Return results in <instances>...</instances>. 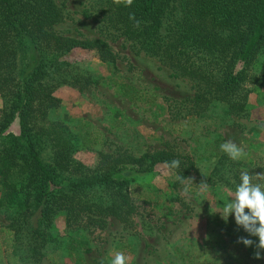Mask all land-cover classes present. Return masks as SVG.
Wrapping results in <instances>:
<instances>
[{
  "label": "trees",
  "instance_id": "obj_1",
  "mask_svg": "<svg viewBox=\"0 0 264 264\" xmlns=\"http://www.w3.org/2000/svg\"><path fill=\"white\" fill-rule=\"evenodd\" d=\"M93 1L86 14L99 24L96 37L59 31L66 14L58 0H0V208L13 231L14 251L34 263L50 251L82 245L75 234L83 239L107 227L110 217L132 225L139 205L130 194V172H152L179 160L178 168H170L185 181L199 169L191 154L169 142L141 156L122 147L100 151L94 166L78 159L77 136L53 115L62 104L56 92L62 86L88 92L99 80L69 61L70 52L94 49L115 66L109 40L125 37L138 52L195 80L191 111L203 117L219 108L221 122L248 114L247 80L252 73L264 77V0H133L130 7ZM241 170L255 176L264 163L247 165L222 151L206 181L235 190Z\"/></svg>",
  "mask_w": 264,
  "mask_h": 264
},
{
  "label": "rangeland",
  "instance_id": "obj_2",
  "mask_svg": "<svg viewBox=\"0 0 264 264\" xmlns=\"http://www.w3.org/2000/svg\"><path fill=\"white\" fill-rule=\"evenodd\" d=\"M58 2L66 14L57 25L59 31L99 36L98 22L86 14L93 0ZM109 42L117 54L115 66L101 61L94 49H77L66 56L99 80L88 92L70 86L56 92L62 104L53 115L77 136L76 157L94 166L100 151L122 147L141 156L169 142L191 154L199 169L180 186L175 185L177 172L166 164L152 172H130L134 178L130 194L139 205L132 225L110 217L107 227L96 228L83 239L75 234L82 245L50 251L37 263L14 251L13 231L0 208V264H110L118 251L128 257V264H264V258H254L255 245L237 242L241 236L257 243L259 238L238 227L234 214L225 221L217 212L235 190L207 181V191L199 189L222 152L220 145L228 140L244 147L246 155L240 160L245 164L264 163V77L252 73L247 80L246 87L252 89L248 114L221 122L219 108L203 117L191 111L195 80L138 52L125 37ZM12 128L18 130V122ZM44 154L51 155V150ZM64 225V217H59L57 228L63 230Z\"/></svg>",
  "mask_w": 264,
  "mask_h": 264
},
{
  "label": "clouds",
  "instance_id": "obj_3",
  "mask_svg": "<svg viewBox=\"0 0 264 264\" xmlns=\"http://www.w3.org/2000/svg\"><path fill=\"white\" fill-rule=\"evenodd\" d=\"M113 2L117 5L124 3L125 6L130 7L133 0H113ZM129 18L139 26V21L135 19L134 13H130ZM220 149L234 161H238L246 155L244 147L237 145L232 140L222 143ZM179 164V160H172L170 167L178 168ZM177 179L182 183L184 182L182 177L178 176ZM254 179L264 181V172H256L253 176L247 170H241L240 183L236 185L234 192L228 193L229 199L224 201V207L217 212L221 214L225 221L234 214L238 227H242L250 236L259 238L257 243L252 239L241 236L237 242L249 247L255 245L254 258L262 259L264 258V255H262V251H264V183H254ZM199 189L201 192L207 191L208 184L206 180L199 183ZM110 264H128V257L123 252L118 251L111 259Z\"/></svg>",
  "mask_w": 264,
  "mask_h": 264
}]
</instances>
